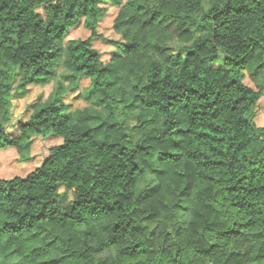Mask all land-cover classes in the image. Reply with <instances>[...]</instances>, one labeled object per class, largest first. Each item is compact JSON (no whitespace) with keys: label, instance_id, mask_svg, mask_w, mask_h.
I'll return each instance as SVG.
<instances>
[{"label":"clouds","instance_id":"clouds-1","mask_svg":"<svg viewBox=\"0 0 264 264\" xmlns=\"http://www.w3.org/2000/svg\"><path fill=\"white\" fill-rule=\"evenodd\" d=\"M0 264H264V0H0Z\"/></svg>","mask_w":264,"mask_h":264},{"label":"trees","instance_id":"trees-1","mask_svg":"<svg viewBox=\"0 0 264 264\" xmlns=\"http://www.w3.org/2000/svg\"><path fill=\"white\" fill-rule=\"evenodd\" d=\"M201 135H204V136H208V135H214L213 133H212V130L211 129H203V128H201V129H198L197 130ZM214 147H218V145H213Z\"/></svg>","mask_w":264,"mask_h":264}]
</instances>
